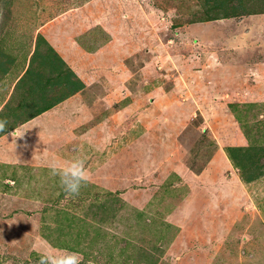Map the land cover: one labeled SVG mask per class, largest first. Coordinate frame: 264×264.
Wrapping results in <instances>:
<instances>
[{
  "label": "rangeland",
  "instance_id": "374dc122",
  "mask_svg": "<svg viewBox=\"0 0 264 264\" xmlns=\"http://www.w3.org/2000/svg\"><path fill=\"white\" fill-rule=\"evenodd\" d=\"M50 46L88 86L6 119L0 264H264V0H0V116ZM73 158L70 196L48 162Z\"/></svg>",
  "mask_w": 264,
  "mask_h": 264
},
{
  "label": "trees",
  "instance_id": "16d2710c",
  "mask_svg": "<svg viewBox=\"0 0 264 264\" xmlns=\"http://www.w3.org/2000/svg\"><path fill=\"white\" fill-rule=\"evenodd\" d=\"M229 0H215L216 6L221 8L223 4H226ZM239 2L245 1V0H238ZM219 17H215L214 19H218ZM37 50L35 51L34 56L36 55ZM47 55V56H46ZM45 58L44 61H42V66H46L45 69L48 70V76H45L43 72H38L37 70H31L30 67L26 70V73L22 77V79L29 73L30 75L33 76V79L35 80V89H29L28 94L33 95L35 93H41L37 97L31 98L28 94L21 98L19 104L16 107H9L8 111H5L1 116L0 120H5L9 117H14L20 119V115L17 113H20L21 110L24 111L26 108L32 109L31 115L25 116L24 120L28 121L32 117H36L37 115L52 109L55 107L57 104L63 102L65 99L68 97L72 96L73 94L81 91L85 87V83L81 80L78 79V75L75 71H73L71 68L68 67V64L65 62V60L50 46L49 49H47V52L44 53L42 52V59ZM31 63V62H30ZM3 65V64H2ZM32 65V64H31ZM30 65V66H31ZM76 76V77H75ZM61 79V80H58ZM63 85V94L61 95H52L48 96L47 90L49 91V87L51 85ZM34 100V101H33ZM22 101V102H21ZM30 106V107H29ZM24 108V110H23ZM23 120V119H21ZM15 122V120H14ZM6 129V128H5ZM4 129V130H5ZM3 130V131H4ZM2 131V132H3ZM0 132V134H2ZM235 150V149H233ZM231 155L232 159L236 162L237 166L244 167V161H249L251 158L250 154H243L241 153L240 158L237 160L236 154H239V151H236L232 153L229 152ZM242 163V164H241ZM258 175H256L257 177ZM244 179L247 182H250L254 180V175H249L246 173V178Z\"/></svg>",
  "mask_w": 264,
  "mask_h": 264
},
{
  "label": "clouds",
  "instance_id": "9594fccd",
  "mask_svg": "<svg viewBox=\"0 0 264 264\" xmlns=\"http://www.w3.org/2000/svg\"><path fill=\"white\" fill-rule=\"evenodd\" d=\"M7 121L0 120V132L6 128ZM50 174L59 178L63 190L70 196L79 194L82 185L89 179L85 162L73 158L67 162L51 159L48 162ZM82 256L78 252L44 249L39 253V264H81Z\"/></svg>",
  "mask_w": 264,
  "mask_h": 264
},
{
  "label": "crops",
  "instance_id": "0c3cea01",
  "mask_svg": "<svg viewBox=\"0 0 264 264\" xmlns=\"http://www.w3.org/2000/svg\"><path fill=\"white\" fill-rule=\"evenodd\" d=\"M34 53H35V52H34ZM6 71H7V69H6ZM6 71H5V72H6ZM25 73H26V72H25ZM76 73H77V75H79V74H78L79 72H76ZM90 73H91V72H90ZM91 75H92V77H96V76H95L94 74H92V73H91ZM23 76H24V74L21 76V80H22V77H23ZM79 76H80V75H79ZM85 85H86V87H87V86H88V83L85 84ZM86 87H85V88H86ZM12 88H13V87H12ZM85 88L82 89V91L85 90ZM104 88H105V90L107 89V87H103V89H104ZM14 90L16 91L15 88H14ZM11 92H12V91H11ZM79 92H81V91H79ZM79 92H78V93H79ZM76 94H77V93H76ZM76 94H74V95H76ZM74 95H73V96H74ZM53 108H54V107H53ZM50 110H51V109H49V110H47V111H45V112H43V113L37 115L36 117L39 118V116L43 115L44 113H48V112H50ZM36 117H34V118H36ZM37 118H36V119H37ZM31 121H32V120H31ZM31 121H30V119H29V121H25V120L23 119V120H21V121L19 122V124H28V123H30Z\"/></svg>",
  "mask_w": 264,
  "mask_h": 264
}]
</instances>
